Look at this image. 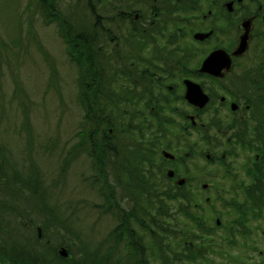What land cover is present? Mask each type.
<instances>
[{
	"label": "flooded vegetation",
	"instance_id": "flooded-vegetation-1",
	"mask_svg": "<svg viewBox=\"0 0 264 264\" xmlns=\"http://www.w3.org/2000/svg\"><path fill=\"white\" fill-rule=\"evenodd\" d=\"M112 10L123 28L107 24L103 54L124 55L122 70L109 60L98 74L122 84L121 131L168 134L157 157L173 182L165 192L230 204L226 215L206 205L201 230L188 222V251L209 238L237 246L243 260L232 264H264V0H107V18ZM131 62L148 76H125ZM14 209L0 214L9 218L0 226V264L62 262L42 258V223ZM192 255L205 264L202 250Z\"/></svg>",
	"mask_w": 264,
	"mask_h": 264
},
{
	"label": "trees",
	"instance_id": "trees-1",
	"mask_svg": "<svg viewBox=\"0 0 264 264\" xmlns=\"http://www.w3.org/2000/svg\"><path fill=\"white\" fill-rule=\"evenodd\" d=\"M34 1L41 16L43 12L45 19L57 21L61 32L64 33L61 37L68 43L70 55L68 60L76 67L74 72L81 89L78 97L81 110L80 131L76 134V142L70 147L64 146L63 154L59 155L66 161L60 176L65 180L68 164L82 154L89 156L91 174L88 180L92 190L98 193L101 201L99 207L105 208L116 223L110 233L103 236V241L95 243L92 248L89 244L86 249L82 247L81 240L74 238L71 232L74 241L72 247L77 246L74 252H71V246L56 243L53 245L52 241L57 238L49 237L46 233L45 228L50 230L52 235L58 234L64 238L67 232L64 224L42 223L44 240L42 258L46 260L49 258L47 262L60 259L62 262L59 264H193L197 260L192 258V254L194 251L202 250L206 255L205 264H232L234 260H243L241 254L238 256L234 254L236 245L213 243L209 238L201 244L202 249L188 251L186 239L192 236L188 232L191 229L188 222H193V227L201 230L206 211L204 208L206 205L214 208L220 198L215 197L207 204L202 196L165 192L166 189H173V182L158 166L157 157L160 154V145L166 142L168 134L121 131L122 84H117L116 78L112 83L106 82L98 71L99 64L109 63V60H112V65H115L117 71L122 70L121 62L124 55L119 56L116 53L115 57L108 54L110 58L107 60V54H103L107 50L105 49L108 42L107 24L116 25L119 32L123 28L122 16L112 10L110 17H106L108 12L104 11L107 0H76L80 11L77 16L73 11L64 12L58 8V0ZM60 1L63 8V0ZM92 34L94 37L90 38ZM126 60L136 59L129 56ZM132 63L135 62H131L133 71L128 65L124 72L125 76L129 78L136 75L142 78L148 76L146 72L139 74V70ZM112 94L114 99L108 98L107 95ZM29 117L30 115L24 120L25 126L31 123ZM108 118L111 119L110 122H106ZM111 127H114L112 134L108 130ZM28 134L31 144L33 138L30 136L32 135L30 129ZM49 143L51 146L42 147L50 150L55 156L53 151L56 150L57 142ZM16 166L9 160L7 147L0 144V213L12 214L14 206L28 203L24 202L22 192L28 187L30 188L28 191H31V187L22 179V173ZM33 169L32 172L38 174L40 181L38 189H44V173L42 172L41 181L40 171L36 172L34 166ZM33 195L37 196L35 193L27 194L28 199L30 200ZM230 199L229 197L228 200ZM94 206L97 204H93ZM229 206L226 199L222 201L223 215H226ZM18 210L16 212H22L21 214L26 211L25 208ZM206 214L207 223L214 222L215 219L210 217V211ZM73 215H76V210ZM230 215L229 213L227 217ZM230 220L228 219V222ZM7 221L8 217H0V226H5ZM61 247L74 255L67 258L70 260L68 263L58 254ZM239 247L245 256L248 246ZM255 248L257 249V246Z\"/></svg>",
	"mask_w": 264,
	"mask_h": 264
},
{
	"label": "rangeland",
	"instance_id": "rangeland-1",
	"mask_svg": "<svg viewBox=\"0 0 264 264\" xmlns=\"http://www.w3.org/2000/svg\"><path fill=\"white\" fill-rule=\"evenodd\" d=\"M63 4L62 8L58 0V8L79 15L76 0H63ZM36 6L34 0H0V144L7 147L10 162L17 165L31 187L32 192L29 187L22 192L24 202H28L22 205L27 212L18 214L37 223L64 224L66 237L52 235L45 228L46 233L57 238L53 245L65 244L74 252L77 246L72 247V234L81 240L82 247L86 249L89 244L92 248L116 223L105 208L99 207L98 193L92 190L89 156L82 154L71 161L65 180L60 176L66 161L59 155L64 146L76 142L80 131L81 89L76 67L69 62L68 43L61 38L64 33L57 21L45 19ZM29 115L31 123L25 126ZM28 129L32 131L31 144ZM50 141L57 142L55 156L44 149L51 146ZM33 166L40 171L41 181L44 173V189H38L40 181L32 172ZM33 193L37 196L29 200L27 194ZM217 207L222 208L221 203Z\"/></svg>",
	"mask_w": 264,
	"mask_h": 264
},
{
	"label": "water",
	"instance_id": "water-1",
	"mask_svg": "<svg viewBox=\"0 0 264 264\" xmlns=\"http://www.w3.org/2000/svg\"><path fill=\"white\" fill-rule=\"evenodd\" d=\"M207 102V99L205 100V103ZM165 155H170V153L165 152ZM61 255L63 256H67L68 255V251L65 248H62L60 251Z\"/></svg>",
	"mask_w": 264,
	"mask_h": 264
}]
</instances>
